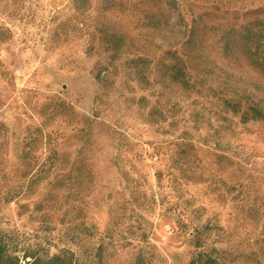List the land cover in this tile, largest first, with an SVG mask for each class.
Returning a JSON list of instances; mask_svg holds the SVG:
<instances>
[{
    "label": "rangeland",
    "instance_id": "1",
    "mask_svg": "<svg viewBox=\"0 0 264 264\" xmlns=\"http://www.w3.org/2000/svg\"><path fill=\"white\" fill-rule=\"evenodd\" d=\"M164 1L0 0V231L15 247L189 264L203 232L221 264H264V121L226 105L264 112L239 41L264 0ZM178 58L189 89L169 78ZM52 148L65 166L35 183ZM69 221L99 233L81 253Z\"/></svg>",
    "mask_w": 264,
    "mask_h": 264
},
{
    "label": "trees",
    "instance_id": "2",
    "mask_svg": "<svg viewBox=\"0 0 264 264\" xmlns=\"http://www.w3.org/2000/svg\"><path fill=\"white\" fill-rule=\"evenodd\" d=\"M90 0H73L76 10H82L87 2ZM164 4L166 8L172 13L179 12L177 2L175 0H165ZM258 15L264 16V9L251 12ZM257 28V29H256ZM240 34L239 41L243 43L242 53L254 63L262 72H264V20L256 19L255 24H250L243 28ZM139 61H143L139 59ZM143 65V63L141 64ZM144 66V65H143ZM169 78L172 82L180 85L183 89H189L191 87L190 76L187 72V67L184 61L180 58L176 60L175 63L169 65ZM103 70H100L97 74V80L100 78ZM230 111L235 115H239L242 123H248L250 121H264V112L260 109L250 107L249 109L242 112L240 103H226ZM69 109L68 107H66ZM36 142H40L38 139ZM28 147V146H27ZM26 147V148H27ZM50 155L45 163L33 166V169L38 167L35 171L34 177H36V182H42L49 179L58 169L62 168L65 164L64 158H62L55 149H49ZM32 151H27L23 154V160H28L29 155ZM65 166V165H64ZM84 165L83 161H80L75 172L80 171ZM71 175L64 177L63 179L57 181L54 188H62L64 181L71 179ZM40 211V209H39ZM64 225V219L61 221ZM67 223V222H66ZM70 223V221L68 222ZM70 228L67 227L70 236V243L75 245L78 251L81 253L84 249L85 244L89 240L95 239L99 233L95 225L82 224L80 227H72L73 222L70 223ZM68 226V224H67ZM50 228V227H47ZM78 229V230H77ZM137 231H142L141 227L138 225ZM203 232H197L193 237V247L195 252L193 253L189 264H221L219 258L214 256L216 251H209L205 248V242L202 238ZM140 238L145 241L147 235L142 232ZM71 245V246H72ZM104 246L100 244L96 249V254L89 264H104V257L102 251ZM42 253H36L32 249H21L20 247H15L12 244L10 236L7 233L0 231V264H81L80 257L72 250H64L55 255H50L48 250L41 247L39 249ZM90 258L88 256L86 261ZM85 264V263H83ZM132 264H152V262L147 259L142 252L136 255Z\"/></svg>",
    "mask_w": 264,
    "mask_h": 264
}]
</instances>
